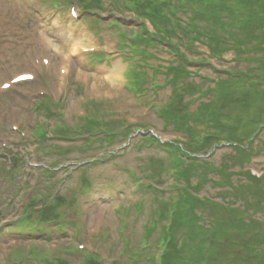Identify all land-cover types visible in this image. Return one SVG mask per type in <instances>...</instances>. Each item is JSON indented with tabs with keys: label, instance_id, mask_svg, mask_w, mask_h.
Instances as JSON below:
<instances>
[{
	"label": "rangeland",
	"instance_id": "374dc122",
	"mask_svg": "<svg viewBox=\"0 0 264 264\" xmlns=\"http://www.w3.org/2000/svg\"><path fill=\"white\" fill-rule=\"evenodd\" d=\"M56 1L0 0V146L48 136L0 176V264H264V0ZM42 206L70 226L6 233Z\"/></svg>",
	"mask_w": 264,
	"mask_h": 264
},
{
	"label": "trees",
	"instance_id": "16d2710c",
	"mask_svg": "<svg viewBox=\"0 0 264 264\" xmlns=\"http://www.w3.org/2000/svg\"><path fill=\"white\" fill-rule=\"evenodd\" d=\"M187 12V11H186ZM190 13H193L194 15H197V14H199L200 12H199V10H194V9H192V10H190ZM152 15H153V13H152ZM178 16V15H177ZM177 16H175V17H177ZM178 19V18H177ZM187 21H189V20H187ZM182 22V21H181ZM184 24V23H183ZM190 25V24H189ZM182 26V25H181ZM184 26H185V24H184ZM183 26V27H184ZM181 30H184V29H181ZM165 113H167V112H164V114ZM165 116V115H164ZM167 116V115H166ZM61 127H59V128H57V133H63V132H66V131H62V128L60 129ZM87 135H90V136H94V135H96V133H87ZM114 134H112V136H113ZM58 136H60V135H56L55 137H58ZM42 138V141H44V139L45 138H43V136L41 137ZM68 140H72L71 138H67ZM38 145H40L39 146V149H40V151H41V153H42V150H43V147H44V144H43V146H41L42 144H40V141H39V143H38ZM49 145H51V146H54L55 147V149L57 150V152L58 153H65V152H62V146H60V145H57V144H49ZM45 148H47V145H46V147ZM44 148V149H45ZM251 149V148H250ZM64 160V159H63ZM54 161H56V160H54ZM61 162V160H59L57 163H60ZM57 167V165H53V166H51V167H48L47 169L48 170H46V171H48V173L49 172H53V169L54 168H56ZM53 173H55V172H53ZM47 173H45L44 175H46ZM88 184V186H87V188L89 187V182H87ZM185 193L186 194H188L189 195V191L186 189L185 190ZM185 198H188V196H186ZM192 198H194V196H192L190 199L192 200ZM196 199V198H195ZM199 199V198H198ZM50 210H52V209H50ZM197 217H199V216H197ZM201 217V216H200ZM199 217V218H200ZM16 225H18L19 227L20 226H27V228L28 229H30V230H32V231H44V228L43 227H38L35 223H32V220L31 219H22L21 221H18V224H16ZM14 230H16V228L15 229H13L12 231H14ZM27 231V230H26ZM166 231V230H165ZM94 258V257H93ZM88 260V259H87ZM59 261V260H58ZM98 264H100L99 263V261L98 260H95ZM48 261H45V263H47ZM191 262V261H190ZM44 263V264H45ZM158 264H161L160 262L158 263ZM163 264V263H162Z\"/></svg>",
	"mask_w": 264,
	"mask_h": 264
},
{
	"label": "bare ground",
	"instance_id": "6f19581e",
	"mask_svg": "<svg viewBox=\"0 0 264 264\" xmlns=\"http://www.w3.org/2000/svg\"><path fill=\"white\" fill-rule=\"evenodd\" d=\"M63 67L66 69V70H64L63 72L66 73L68 67H67V66H63ZM64 68H63V69H64ZM64 73H63V74H64Z\"/></svg>",
	"mask_w": 264,
	"mask_h": 264
},
{
	"label": "snow or ice",
	"instance_id": "6c2138e0",
	"mask_svg": "<svg viewBox=\"0 0 264 264\" xmlns=\"http://www.w3.org/2000/svg\"><path fill=\"white\" fill-rule=\"evenodd\" d=\"M20 77H18V79H19ZM5 87H7V85H5Z\"/></svg>",
	"mask_w": 264,
	"mask_h": 264
}]
</instances>
